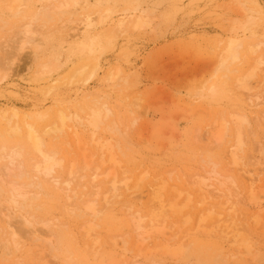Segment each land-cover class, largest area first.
Here are the masks:
<instances>
[{"label": "bare ground", "instance_id": "1", "mask_svg": "<svg viewBox=\"0 0 264 264\" xmlns=\"http://www.w3.org/2000/svg\"><path fill=\"white\" fill-rule=\"evenodd\" d=\"M114 1L121 2L124 8L119 11V18L109 23L111 31L118 33L128 26L133 29L152 27L154 10L143 6L145 0ZM162 1L156 0L153 5ZM179 1H170V8L161 15L163 23L174 18L176 11L182 8ZM96 5L107 9L96 11V16L102 19L109 16V11L114 13L110 0H0V27L12 22L16 25L11 36L0 42V50L9 46L20 53L28 50L34 58L43 56L37 72L39 78L46 80L41 91L55 95L63 86L59 78H53L62 68L61 54L86 52L92 42L103 44V32L90 34L95 11L86 16L79 12L80 8L86 10ZM235 7L237 16L230 26L228 39L221 41L214 71L197 86L198 94L208 90L210 96H215L213 89L218 76L224 75L234 81L235 88L253 107L252 115L221 112L200 130L197 139L200 143L228 151L229 170H221L209 155L203 159L201 172L191 177L189 189L175 185L167 193L168 184L162 175L149 177L148 172L132 182L131 170L122 164L113 142L99 136L111 113L107 102H102L107 95L90 91L87 86L83 87L86 84L78 86L70 98L54 100L56 115L43 128L35 114L10 106L0 110V142H12L10 146L3 142L0 147V217L7 222L4 233L8 238L22 234L31 240L39 248L42 264H50L43 256L46 252L78 261L75 259L81 251L78 246L74 251L68 245L65 223L56 224L45 218L49 212L47 200H43L48 196L45 184L50 182L66 195L64 210L81 221L78 222L83 236L95 256L101 244L97 220L110 205L120 204L131 220L129 232L122 236L120 243L115 239L113 244L120 248V264H167L168 260L214 254L215 250L207 244H212L216 232L224 244L234 247L233 257L240 256L239 259L251 264L261 263L264 255V8L258 0H237ZM65 16L67 21L61 25L48 24L56 17ZM65 27H68L66 34ZM69 30L72 33L69 34ZM261 36L262 41L253 43V39ZM261 44L263 51L259 53ZM101 67L99 63L79 67L73 78L86 77L88 81ZM121 71L119 67L111 71L105 79L106 85L112 87ZM10 76L11 73L5 74L7 78ZM47 114L42 112L41 119ZM67 128L73 130L76 149L83 157L82 165L77 154L71 155L76 151L73 145L60 150L58 142L47 144L45 135ZM80 128L91 132V141L100 151L98 163L82 143ZM250 141L257 142L258 155L245 150ZM146 182L148 192L143 187ZM147 196L150 207L146 214L135 202L142 204ZM189 209L194 213L188 212ZM42 241L46 244H40ZM86 246L88 248L87 243ZM219 257L220 254H214L208 259L218 260Z\"/></svg>", "mask_w": 264, "mask_h": 264}, {"label": "rangeland", "instance_id": "2", "mask_svg": "<svg viewBox=\"0 0 264 264\" xmlns=\"http://www.w3.org/2000/svg\"><path fill=\"white\" fill-rule=\"evenodd\" d=\"M146 1L143 6L154 10L151 14L155 17L152 27L133 29L132 26H128L118 33L111 31L112 25L109 23L112 19L119 18L118 13L124 8L121 2L110 0L114 13L107 12L109 16L106 19L96 16L97 10L98 12L107 10L105 6L102 8L99 5L90 6L86 10L80 8L81 16L91 14L92 10L95 11L94 28L90 34L97 35L103 32L101 34L103 44L100 46L92 42L90 50L86 52L61 54L62 68L53 74V78H59L60 85L62 83L63 86H60L55 95L41 91L46 80L39 78L37 72L44 59L43 56L34 58L28 50L20 53L9 46H3L0 50L2 64L0 110L13 106L21 112L33 113L39 121H42L43 128L56 115L53 111L56 109L54 100L68 99L73 96L78 86L86 84L83 87L87 86L85 88L90 91H99L107 95L102 102H107L111 113L106 120L107 127L105 125L101 129L99 136L104 141L113 142L122 164L131 170L132 182L138 181L140 175L146 172L150 174L149 177L154 174L162 175L167 181L166 191L169 193L175 185L189 189L191 177L201 172L203 159H207L209 155L218 163L221 170H229L228 151L213 145L209 147L202 141L200 143L197 140L200 130L211 124L221 112L229 114L231 111H237L252 115L253 107L235 88L234 81L228 80L224 75L218 76L213 89L215 96H210L211 91L208 90H204L201 94L197 93V86L210 78L214 71L221 41H226L229 37L230 26L237 16L235 7L237 0L213 2L181 0L179 5L182 8L166 23L161 21V15L170 8L171 0H164L158 5H153L156 0ZM258 2L264 8V0ZM67 18V16L63 19L56 17L48 24L58 26L63 21H67ZM10 24L0 27V42L7 40V37L14 32L16 25L14 22ZM64 30L66 34L68 27ZM261 38L262 36L253 39V43L262 41ZM67 48L68 45L65 44V49ZM262 51L263 44L258 52ZM97 63L102 67L93 79L87 81L86 77L73 78L77 68L85 65L93 67ZM118 67L122 71L113 86L106 85L107 75L111 71H116ZM6 73H11V76L5 77ZM77 79H81V82H77ZM202 94L206 96L201 97ZM42 112L48 114L41 119ZM79 137L88 147V154L92 153L95 163H98L100 151L91 141V132L80 128ZM45 138L48 145L58 142L60 146L57 149L62 150L69 145H73L76 149V140L71 128L45 135ZM3 142L6 146L12 145V142ZM3 142H0V147ZM255 142H247L245 150L258 155L255 150L258 145ZM74 154L78 155L79 165H82L83 157L78 149L71 155ZM61 172L65 174V169ZM147 185L148 182L143 186L146 192H148ZM45 186L48 196L43 200L44 202L47 200L46 204L49 207L45 218L56 224L65 223L67 228H63L68 245L74 251L78 246L81 251V255L77 253L75 259L81 262L69 260L64 255L57 257L46 252L43 256H46L50 264H66V262L67 264H120L121 257L118 255L120 248L113 244L115 239L120 243L122 236L130 230L131 220L125 209L120 204L110 205L104 210L106 211L104 216L97 220L101 244L95 256L87 238L83 236L82 225L79 224L81 221L64 210V203L67 201L64 192L50 182H46ZM135 206H140L142 213L147 214L150 197L147 196L142 204L136 201ZM193 211V209L188 210V212ZM6 226L7 222L0 217V264H42L44 260L38 257L39 248L22 234L17 235L16 238H8L4 233ZM193 226L194 223L190 227ZM185 231H188V228ZM218 237L219 234L216 232L212 244H207L211 250H215L214 254H220L218 260H209V255L214 254L203 253L201 256L193 255L176 261L168 260L167 264H251L247 260L239 259L240 256L233 257L234 247L224 244ZM45 242L42 241L40 244L44 245ZM260 264H264V255Z\"/></svg>", "mask_w": 264, "mask_h": 264}]
</instances>
